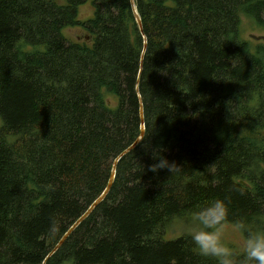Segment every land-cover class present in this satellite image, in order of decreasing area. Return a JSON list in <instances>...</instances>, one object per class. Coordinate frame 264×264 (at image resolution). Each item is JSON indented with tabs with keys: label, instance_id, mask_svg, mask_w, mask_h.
I'll use <instances>...</instances> for the list:
<instances>
[{
	"label": "trees",
	"instance_id": "16d2710c",
	"mask_svg": "<svg viewBox=\"0 0 264 264\" xmlns=\"http://www.w3.org/2000/svg\"><path fill=\"white\" fill-rule=\"evenodd\" d=\"M89 1L0 0V264H215L166 233L217 198L264 227V0Z\"/></svg>",
	"mask_w": 264,
	"mask_h": 264
},
{
	"label": "clouds",
	"instance_id": "9594fccd",
	"mask_svg": "<svg viewBox=\"0 0 264 264\" xmlns=\"http://www.w3.org/2000/svg\"><path fill=\"white\" fill-rule=\"evenodd\" d=\"M156 161L149 167L153 173L167 169L172 174L180 168L162 155ZM229 215L228 205L218 198L194 211L188 234L198 253L215 264H264V227H254L244 219L231 221ZM226 229L242 236L239 256L237 249L225 242Z\"/></svg>",
	"mask_w": 264,
	"mask_h": 264
},
{
	"label": "rangeland",
	"instance_id": "374dc122",
	"mask_svg": "<svg viewBox=\"0 0 264 264\" xmlns=\"http://www.w3.org/2000/svg\"><path fill=\"white\" fill-rule=\"evenodd\" d=\"M94 7L92 0L87 4L80 7V21H87L94 16ZM64 36L70 41H85L87 39V32L82 27L66 28L63 32ZM241 36L244 40L250 43L253 51L260 50L264 52V40H255L252 36H264V27L258 26L252 19L243 17L241 25ZM86 41H89L88 39ZM108 102L111 105L116 104V100L113 96L108 95ZM193 215L187 219H177L174 221L166 233V239H175L180 235L188 234L192 225ZM225 242L233 246L239 251V242L242 239L240 234H237L230 229H226L224 233Z\"/></svg>",
	"mask_w": 264,
	"mask_h": 264
},
{
	"label": "water",
	"instance_id": "95a60500",
	"mask_svg": "<svg viewBox=\"0 0 264 264\" xmlns=\"http://www.w3.org/2000/svg\"><path fill=\"white\" fill-rule=\"evenodd\" d=\"M133 6L135 8V12H136V18H137V22L138 24L140 25V28H141V31L143 32V29H142V22H141V19H140V16L138 14V12L136 11V6H135V2L133 1ZM253 39L255 40H264V36H252ZM142 133L140 135V138L137 140V142L130 148H134L135 146H137L143 139V137L145 136V120H144V112L142 110ZM130 149H128L126 152L130 151ZM125 152V153H126ZM124 153V154H125ZM116 164V163H115ZM115 175H116V169H114L113 171V174H112V177L110 179V182L108 184V187L106 189V191L104 192V194L90 207V209L87 211V213L66 233V235L63 237V239L61 240V242L59 243V245L56 247L55 250H57L58 248H60L64 242L66 241V239L69 237V235L71 234V232L84 220L86 219L92 212L93 210L106 198V196L108 195L113 183H114V179H115Z\"/></svg>",
	"mask_w": 264,
	"mask_h": 264
}]
</instances>
